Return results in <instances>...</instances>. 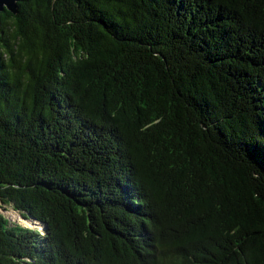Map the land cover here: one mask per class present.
I'll return each instance as SVG.
<instances>
[{
	"label": "trees",
	"instance_id": "16d2710c",
	"mask_svg": "<svg viewBox=\"0 0 264 264\" xmlns=\"http://www.w3.org/2000/svg\"><path fill=\"white\" fill-rule=\"evenodd\" d=\"M17 6L0 264H264V0Z\"/></svg>",
	"mask_w": 264,
	"mask_h": 264
},
{
	"label": "rangeland",
	"instance_id": "374dc122",
	"mask_svg": "<svg viewBox=\"0 0 264 264\" xmlns=\"http://www.w3.org/2000/svg\"><path fill=\"white\" fill-rule=\"evenodd\" d=\"M0 214L4 215L9 219L10 222L23 225L25 227L38 228L41 229L40 224L35 222L33 225L25 221L17 212H15L11 207L0 205Z\"/></svg>",
	"mask_w": 264,
	"mask_h": 264
},
{
	"label": "water",
	"instance_id": "95a60500",
	"mask_svg": "<svg viewBox=\"0 0 264 264\" xmlns=\"http://www.w3.org/2000/svg\"><path fill=\"white\" fill-rule=\"evenodd\" d=\"M19 0H0V13L9 11L12 14H17Z\"/></svg>",
	"mask_w": 264,
	"mask_h": 264
},
{
	"label": "bare ground",
	"instance_id": "6f19581e",
	"mask_svg": "<svg viewBox=\"0 0 264 264\" xmlns=\"http://www.w3.org/2000/svg\"><path fill=\"white\" fill-rule=\"evenodd\" d=\"M28 223H30L31 225H33L34 223H32V222H28ZM40 226V225H39ZM34 228V227H33Z\"/></svg>",
	"mask_w": 264,
	"mask_h": 264
}]
</instances>
